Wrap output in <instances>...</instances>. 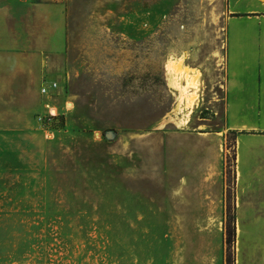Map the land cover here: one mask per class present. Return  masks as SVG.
I'll return each instance as SVG.
<instances>
[{"label":"rangeland","instance_id":"obj_1","mask_svg":"<svg viewBox=\"0 0 264 264\" xmlns=\"http://www.w3.org/2000/svg\"><path fill=\"white\" fill-rule=\"evenodd\" d=\"M13 1L0 0L7 61L31 51L8 39ZM93 3L69 23L70 73L45 77L36 102L0 80V264H241L228 21L264 16V0L113 1L100 23ZM182 57L197 89L170 78Z\"/></svg>","mask_w":264,"mask_h":264},{"label":"crops","instance_id":"obj_2","mask_svg":"<svg viewBox=\"0 0 264 264\" xmlns=\"http://www.w3.org/2000/svg\"><path fill=\"white\" fill-rule=\"evenodd\" d=\"M93 1L96 3L85 7L92 8L86 14L95 18L94 23H100L111 14V9L106 10L108 3L118 1L122 6L124 0ZM77 4L79 0H14L8 6L15 9L8 39L16 42L14 47L27 46L31 51L14 48L8 61L0 57V80L8 81L9 87L18 89L20 96L22 91L27 92L23 98L30 103L37 101V85L44 86L45 77L67 69L70 73L74 66L69 55L68 31ZM230 11L238 13L232 10V3ZM226 54V124L229 130L238 133V256L241 264L245 261L264 264V16L231 17ZM184 60L182 57L168 61L170 78L174 82L179 74H187L190 84L197 89L201 73L190 74V69L183 66ZM53 83L58 87V82L50 84L55 91ZM170 86L179 93L177 86ZM197 97L194 92L189 106L196 103ZM251 210L255 211L253 217ZM249 221H253V226ZM250 237L257 239L254 246L247 242Z\"/></svg>","mask_w":264,"mask_h":264},{"label":"trees","instance_id":"obj_3","mask_svg":"<svg viewBox=\"0 0 264 264\" xmlns=\"http://www.w3.org/2000/svg\"><path fill=\"white\" fill-rule=\"evenodd\" d=\"M235 227H227V243L231 244L235 238Z\"/></svg>","mask_w":264,"mask_h":264},{"label":"built area","instance_id":"obj_4","mask_svg":"<svg viewBox=\"0 0 264 264\" xmlns=\"http://www.w3.org/2000/svg\"><path fill=\"white\" fill-rule=\"evenodd\" d=\"M52 88L56 89L57 88V84L56 83H53ZM42 93L43 94H47L48 93L47 92V89L46 88H43Z\"/></svg>","mask_w":264,"mask_h":264},{"label":"bare ground","instance_id":"obj_5","mask_svg":"<svg viewBox=\"0 0 264 264\" xmlns=\"http://www.w3.org/2000/svg\"><path fill=\"white\" fill-rule=\"evenodd\" d=\"M193 106H194V104H191L190 107H193ZM51 114H52V115H56V112L54 113V110H53V113L51 112Z\"/></svg>","mask_w":264,"mask_h":264}]
</instances>
